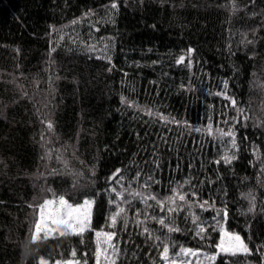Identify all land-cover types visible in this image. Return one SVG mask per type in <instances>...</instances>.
I'll use <instances>...</instances> for the list:
<instances>
[{
	"label": "trees",
	"instance_id": "1",
	"mask_svg": "<svg viewBox=\"0 0 264 264\" xmlns=\"http://www.w3.org/2000/svg\"><path fill=\"white\" fill-rule=\"evenodd\" d=\"M111 2L0 0V264L70 260L73 249L76 260L87 253V264H96L94 231L34 240L39 206L60 195L70 202L95 200L91 227L116 232L113 244L122 251L118 259L109 256L116 264H137L131 252L139 264H163L162 245L146 239L144 226L173 245L213 251L209 244L219 236L193 238L187 209L175 216L182 232L161 229L151 216L170 217L172 205L165 203L162 212L149 201L152 208L145 209L129 195L127 179L124 198L132 206H121L129 226L125 230L118 220L110 227L115 205L109 199L116 197L105 191L106 177L117 168L127 169L128 179L141 171L131 190L160 198L189 180L184 191L195 188L199 201L214 202L209 211L198 204L190 211L211 221L212 209L222 212L226 203L229 216L221 224L255 249L264 243V126H257L264 121V0H255L254 7L251 0H117V10ZM233 2L246 10L234 12ZM181 55L185 64L177 65ZM225 95L235 96L250 116L247 127L237 129L238 152L216 131H226L230 125L223 121L236 115ZM233 153L238 158L230 165L214 163ZM54 169L62 175L53 176ZM148 173L160 184L144 189ZM249 193L256 200L252 212ZM189 202L197 203L190 196ZM136 209L150 214L139 227L135 222L144 217ZM178 251L170 248V256L175 259ZM180 259L207 264L204 257ZM100 264H106L103 256ZM228 264H260V258L239 255Z\"/></svg>",
	"mask_w": 264,
	"mask_h": 264
},
{
	"label": "snow or ice",
	"instance_id": "2",
	"mask_svg": "<svg viewBox=\"0 0 264 264\" xmlns=\"http://www.w3.org/2000/svg\"><path fill=\"white\" fill-rule=\"evenodd\" d=\"M249 6H255V0H251V4ZM248 6H246L247 8ZM110 8L113 10H117L119 8V4L117 0H112L110 4ZM233 11H245L246 9H238L237 5L233 2L232 5ZM253 16L256 15L255 12L252 13ZM76 23V21H73ZM155 27V25H153ZM99 31V28L95 29ZM246 43L251 44L253 41L248 40ZM107 47V45H105ZM188 53H193L195 49L189 48L187 49ZM100 57H97L99 59ZM254 58V57H250ZM186 57L181 55L177 60L176 64L181 65L185 64ZM110 62V61H109ZM190 67V62L187 65ZM111 71V68L109 69ZM183 87V86H182ZM225 88H227V82H225ZM216 95H223V93H216ZM224 98L229 101L228 107L236 112L235 116L230 117L229 119H225L223 121L224 124L230 125V127L224 130H216L220 137H228L232 141V147L236 149L238 152L239 145L236 143V135L237 129L239 127H247V121L250 119V116L246 114L247 109L240 108L239 102L236 100L235 96H227ZM121 102L126 103L125 97L121 96ZM129 107H133V104H128ZM146 115H151V109L146 110ZM223 115V114H222ZM160 119L164 120L165 117L163 114H160ZM44 123V121H42ZM258 127L264 126V121H261ZM48 130H52L54 125L51 121H48L46 124ZM199 131V129H197ZM216 133L213 132L212 124L208 125V135L214 136ZM43 139V137H42ZM243 139H247L244 137ZM255 155V149L253 151ZM238 157L235 153L229 155L225 154L221 159L215 160L214 163L216 165H220L221 163L225 165H230L233 160ZM59 159V157H57ZM155 167L159 169L161 167L160 164L156 163ZM65 168H67V163H65ZM179 168V164H177V169ZM127 169L117 168L113 172H111L106 177V183L109 185L108 188L105 189L106 192L114 193L115 200L112 198L109 199L110 205H115V211L112 212L110 217H108L109 226L115 228L117 226L118 220H122V226L125 230H127L129 226V218L126 214L125 207L121 206V203L132 206V200H128L124 198V181L127 179L128 184V193L133 198H138L139 202L145 206V209L152 208V205L149 201H155L156 205H158L163 212L165 203H168L172 206L167 208V212L171 214L170 217L160 216L157 218L156 216H151V219L158 223L161 229H165L167 233H180L183 230L176 226L175 216L180 212L189 210V216L185 217V219H191V223L193 225L192 234L193 238H199L201 240H211V232H216L219 236V240L214 244H209V247L213 248L211 253L204 252L201 248H192V247H184L183 245H173L170 241H168L167 236L164 239L161 238L160 235L153 236L150 232L149 228L144 226L143 233L146 236V239H154L157 242V248L162 245V251L159 255V260L163 262V264H189L187 259L181 260L180 257H204L207 261V264H216L217 261L220 264H228V261L239 255L244 257H251L254 254H258L260 258V264H264V243H261L255 247V249L250 248L249 244L245 242V239L239 234L235 232L229 231L225 226L221 224V221L226 222L229 216V212L227 209V204L223 208V211H219L216 209H212L216 212V215L212 217L211 221H205L199 218V216L191 212L190 210L197 206L201 211H209L210 206L214 202H210L209 200L199 201L198 191L193 188L191 193L184 191V185H190L189 180H185L183 182H177L175 187L170 186L171 195L164 196L163 198L158 197L155 193L151 191H132L131 186L135 182H139L141 179V171L137 170L133 177L130 179L126 178L123 173L127 172ZM264 173V169L261 170ZM93 175H95L93 169ZM53 176H61L62 173L59 170L54 169L52 172ZM77 175H79L77 173ZM120 184L121 191H117L113 184ZM152 184H160V180L155 179L151 173H148L147 179L143 182L142 188L150 189ZM75 187V185H73ZM227 195V193H225ZM189 196L195 200L197 203L193 204L189 202ZM249 199L250 207L248 211L252 212L255 207V195L249 193L246 197ZM177 199L182 202L184 207L177 204ZM95 200L85 197L82 202H70L65 196L60 195L58 200L56 199H45L43 203L39 206L40 214L34 223V236L42 235L45 239H57L64 238L68 236L80 237L82 238L83 234L88 231H94V236L96 239V248H95V261L96 264H100L101 256L104 257L106 264H116V259L119 258L121 254V249H117L115 244H113V240L116 236V232L112 231H103L100 229H95L91 227V212L90 209L94 206ZM47 213L46 209H49ZM135 215L137 217L143 216V220H136V225L139 227L144 225L149 218V212L147 210L141 211L140 209H136ZM58 234V237H57ZM178 247L179 251L175 253V259L170 256V248ZM131 254L137 258V264H139V257L136 252H131ZM87 253L83 254L81 260H76L77 252L75 249L72 250L71 256L73 259L70 260H55L54 262L51 259L45 257H37L36 264H87ZM127 255V254H125ZM109 256H112L116 259L109 260Z\"/></svg>",
	"mask_w": 264,
	"mask_h": 264
},
{
	"label": "rangeland",
	"instance_id": "3",
	"mask_svg": "<svg viewBox=\"0 0 264 264\" xmlns=\"http://www.w3.org/2000/svg\"><path fill=\"white\" fill-rule=\"evenodd\" d=\"M56 200H58V198L56 199ZM51 207L52 206H49V209H46L45 210V212L47 213L49 210H51ZM93 208V207H92ZM92 208L90 209V212L92 211ZM92 214V213H91ZM230 231V230H229ZM232 232V231H231ZM238 233V232H237ZM240 234V233H239ZM241 235V234H240ZM242 236V235H241ZM33 237H34V240H38V239H41L43 236L42 235H33Z\"/></svg>",
	"mask_w": 264,
	"mask_h": 264
}]
</instances>
